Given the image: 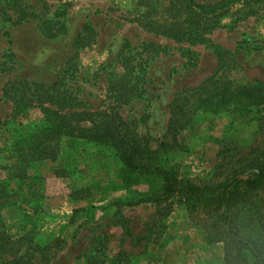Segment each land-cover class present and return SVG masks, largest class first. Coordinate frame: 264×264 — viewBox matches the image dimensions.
<instances>
[{"label": "rangeland", "instance_id": "obj_1", "mask_svg": "<svg viewBox=\"0 0 264 264\" xmlns=\"http://www.w3.org/2000/svg\"><path fill=\"white\" fill-rule=\"evenodd\" d=\"M166 4V0H0V235L7 247L13 245L0 251V264H10L22 253L31 256L30 264H244L247 255L221 231L194 222L199 216L190 211V200L171 198L161 205L126 207L114 203L142 196L151 186L121 188L119 164L105 146L63 136L55 142L53 158L25 155L23 160L7 149L12 140L39 129L43 114L37 95H43L42 88L76 98L77 107L59 112H81L67 118L69 124L89 127L84 112L106 107L107 79L118 60H127L134 65L141 93L114 112L138 139L143 154L149 152L142 157L144 162L171 168L178 178L195 184L217 183L264 162L260 119L264 105L239 115L198 113L182 120L175 134L167 131L172 96L210 76L216 58L207 46L175 43L133 21L142 14L162 12ZM207 37L234 54L241 67L232 74L237 82H264V5L231 30L217 27ZM144 43L160 51L144 52ZM179 47L194 53L192 65ZM6 81L31 84L34 93L30 105L14 118L11 100L2 95ZM18 89H11L15 96ZM39 106L55 110L49 102ZM161 142L166 145L159 147ZM236 178L243 180L245 175ZM165 208L167 215L159 218ZM254 211L255 219L263 222L264 186L238 201L240 234L253 235L260 229L257 222L244 223Z\"/></svg>", "mask_w": 264, "mask_h": 264}, {"label": "trees", "instance_id": "obj_2", "mask_svg": "<svg viewBox=\"0 0 264 264\" xmlns=\"http://www.w3.org/2000/svg\"><path fill=\"white\" fill-rule=\"evenodd\" d=\"M166 6L158 14L140 15L133 18L143 30L169 38L175 43L190 45L202 44L212 49L216 58L214 71L198 85L176 92L168 104L167 131L175 132L182 127V120H188L198 113L219 114L221 112L236 113L237 115L251 106L264 105V82L255 81L252 84L240 83L232 78V74L241 67L232 52L212 43L207 35L215 28L224 26L231 30L235 24L254 15L263 5L264 0H218L209 3H198L194 0H166ZM22 15V14H21ZM230 17L228 24H221V20ZM90 29L84 26V31ZM123 43L122 47H127ZM179 53L192 65L194 53L184 47H179ZM142 51L156 53L158 46L150 43L142 44ZM162 50V49H161ZM134 65L129 61L118 60L116 68L107 79L108 102L103 110L94 113L84 112V117L90 121V126L81 128L69 124L68 119L81 116V112L60 113L63 109H73L80 103L76 98L60 96L50 92V88H42L37 95L38 107L43 114L36 132H28L19 136L7 146L11 154L21 160L25 155L36 158H53L56 150L55 142L59 137H74L93 144L111 149L119 164V181L121 188L130 191L131 188L148 184L150 190L134 198L118 200L114 203L121 206H135L139 204L161 205L171 198L190 200V211L196 213L195 223L210 230L221 231L225 239L241 248L247 255L242 259L244 264H264V219H255L256 212L247 214L244 223L253 225L257 222L260 229L255 234H240L236 220L238 201L247 197L248 193L256 192L264 186V162L253 163L244 170L237 171L223 181L212 184H195L188 179L178 178L171 168L147 164L143 161V150L138 139L129 132L114 109L132 97L141 93L139 79L133 73ZM31 84L23 81H6L2 87V95L9 98L13 104L11 118L26 109L34 95ZM19 87L18 96L11 89ZM42 102H49L55 110L40 107ZM59 113H58V112ZM44 112V113H43ZM46 112V113H45ZM260 119H264L261 114ZM29 136L24 139L26 136ZM174 136V135H173ZM26 141V144H25ZM52 143L49 146V143ZM166 144L161 142L160 146ZM237 175L245 178L237 179ZM159 218L168 213V208L160 210ZM194 218V217H193ZM192 218V219H193ZM212 230V231H213ZM0 251L7 252L13 245L7 247L0 235ZM17 253H21L17 251ZM17 254L10 264H30L31 256L23 257ZM230 264V262L228 261Z\"/></svg>", "mask_w": 264, "mask_h": 264}]
</instances>
